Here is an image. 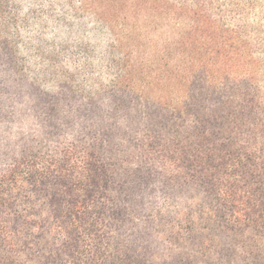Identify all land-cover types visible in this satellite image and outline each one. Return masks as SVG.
Masks as SVG:
<instances>
[{"label": "trees", "instance_id": "1", "mask_svg": "<svg viewBox=\"0 0 264 264\" xmlns=\"http://www.w3.org/2000/svg\"><path fill=\"white\" fill-rule=\"evenodd\" d=\"M0 264H264V0H0Z\"/></svg>", "mask_w": 264, "mask_h": 264}]
</instances>
